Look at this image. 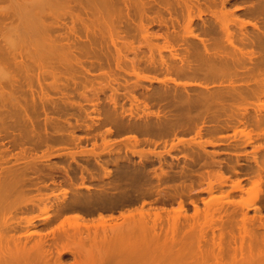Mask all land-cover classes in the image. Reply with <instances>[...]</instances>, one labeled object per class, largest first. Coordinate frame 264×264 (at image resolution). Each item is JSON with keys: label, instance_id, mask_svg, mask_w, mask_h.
Segmentation results:
<instances>
[{"label": "bare ground", "instance_id": "obj_1", "mask_svg": "<svg viewBox=\"0 0 264 264\" xmlns=\"http://www.w3.org/2000/svg\"><path fill=\"white\" fill-rule=\"evenodd\" d=\"M200 1L208 16L194 0H0V264H264V61L238 46L264 48V28L237 17H264V0ZM195 29L216 35L211 51ZM199 45L212 76L202 71L203 79L214 85L180 83L190 68L180 51ZM157 88L231 124L209 132L198 117L194 142L166 163V140L141 138L158 124L151 111L157 120L145 121V99ZM246 95L256 101L250 111L238 106ZM226 98L238 107L225 108ZM175 140L183 141L174 136L171 150ZM88 145L90 161L82 158ZM145 149L159 166L129 200L110 168L118 160L127 171L143 167ZM93 164L102 178L67 177L71 166ZM165 165L201 170L197 189L182 196L166 187ZM183 172L177 179H188Z\"/></svg>", "mask_w": 264, "mask_h": 264}, {"label": "rangeland", "instance_id": "obj_2", "mask_svg": "<svg viewBox=\"0 0 264 264\" xmlns=\"http://www.w3.org/2000/svg\"><path fill=\"white\" fill-rule=\"evenodd\" d=\"M197 1H199V3H197ZM168 2V1H167ZM171 2H173V1H171ZM170 1H169V5H171L172 6V3H171ZM194 2H196V3H194V5L196 6L197 4H199V6L198 7H200L199 8V11H202L203 13H204V11L206 10V5L204 4V2L203 1H200V0H194ZM173 5L175 6V4L173 3ZM200 5H202V6H200ZM195 6H193V8L192 9H195V11H193L192 10V12H194V14L193 15H196L198 12V7H196V8H194ZM205 6V7H204ZM175 8H177V6L175 7ZM178 9V8H177ZM201 9V10H200ZM205 9V10H204ZM245 10H241V11H239L238 13H237V17H239L240 16V18H238V20L240 19V21L242 22V23H244V24H255V25H257V27L258 28H260L261 30L264 28V22H262V21H264V17H261L260 16V18H259V15H252V14H248L246 11V13L244 12ZM207 12V10L205 11V13L203 14V15H207L208 16V12ZM176 13V14H175ZM177 13H178V15H177ZM240 13V14H239ZM172 14H174V15H177V19L175 18V20H176V23L179 25L180 24V22H182V20H181V14H179V12L178 11H173L172 12ZM179 17V18H178ZM261 18H263V19H261ZM174 19V18H173ZM179 21V22H178ZM183 23V22H182ZM175 24V23H174ZM175 26L176 27V30H180V31H182L183 32V25H184V23H183V25L180 27V25L179 26ZM178 28V29H177ZM182 28V29H181ZM197 30H199V29H195V33L194 34H196V32H197V35L201 38V39H203V40H205L204 41V44L207 46V49L208 50H210V49H212V46H213V42L214 41H212L211 39L212 38H214L216 35L214 34V37H213V35L210 33V37H211V39H209L210 37H209V34L207 35V34H205L204 33V35L201 33V32H199V31H197ZM179 31V32H180ZM182 32H180V33H182ZM200 34V35H199ZM202 35L203 36H207V38L206 37H202ZM216 38V37H215ZM214 38V39H215ZM207 42V43H206ZM238 46H240V49H243L245 52H247V54H249L250 55V57H252V58H254V59H256L257 58V61H264V48L263 47H261L260 46V44H258V43H256V42H254L252 45H248V46H242V45H238ZM239 48V47H238ZM247 48V49H246ZM194 51L195 52H193V50L192 51H189L190 53L188 54L187 52L186 53H184L182 50L180 51V53H181V56H184L183 58H184V61H187V63H190L189 64V71L187 72L188 74L190 73V75H188V74H186V76L182 79V80H180L181 82L180 83H182V81H191V82H205L206 81V79L207 78H209V75L210 74H208L206 71H207V63L206 62H204V55L202 54L203 53V51H202V49H201V47H200V45L197 47V49H194ZM211 51V50H210ZM243 51V52H244ZM260 51V52H259ZM196 53V54H195ZM262 53V54H261ZM200 54H201V56H200ZM261 54V55H260ZM190 57V58H189ZM203 59H202V58ZM203 61V62H202ZM192 64V65H191ZM201 66V67H199V66ZM200 68V69H199ZM198 69V70H197ZM191 70V71H190ZM194 71V72H193ZM205 73H207L208 74V76L206 77V79H203L204 78V76L203 75H205L203 72ZM198 73H201V74H198ZM203 73V74H202ZM150 75V74H149ZM192 75V79L190 78V76ZM153 76V75H152ZM198 76V77H197ZM162 77V78H161ZM189 77V78H188ZM199 77H201V78H199ZM212 76L210 75V78H211ZM158 78V77H157ZM262 78H264V76L262 77ZM162 79V81H164L163 79V76H160L159 77V79H158V81L159 80H161ZM200 79H201V81H200ZM217 80V79H216ZM157 81V82H158ZM161 81V82H162ZM209 81V82H208ZM208 81H206V83H209V84H212V85H214V80L213 79H209ZM218 81V80H217ZM156 82V83H157ZM160 81H159V84L161 83ZM236 82H239L240 83V81H236ZM235 82V85H237V84H239V83H236ZM217 84H218V82H217ZM216 84V85H217ZM241 84H243L242 82H241ZM156 85H158V84H156ZM161 85V84H160ZM240 85V84H239ZM238 86V85H237ZM243 86L245 87V84H243ZM240 87H241V89H242V86L240 85V86H238V89L240 90V92L243 94V90H245V89H240ZM156 90V89H155ZM157 90L159 91L160 89L159 88H157ZM151 90H148L145 94L147 95V93L148 92H150ZM160 92V91H159ZM159 92L158 93H156V92H154L153 90L151 91V93H148L149 95H148V97L146 98L145 96L143 97V98H146L145 100H146V105L148 104V109H149V113H150V115H148L147 116V118L146 117H144V116H141V117H139V119H137V120H141V122L140 121H138L137 122V120H136V122L137 123H139L138 125H140V123H141V125L140 126H142L143 124L142 123H144V121H143V119H145V121L148 119V121H146V122H149V121H151V120H149V119H151L152 118V121H156L157 119L155 118V116H153V112H155L154 113V115L156 114V116L158 117L159 116V119H158V124L157 125H151L149 128V131H148V133L147 134H145V135H142L141 136V138H143V139H147V140H149L150 139V141H156L157 139V143L156 144H160V143H163L165 140H166V148H168V149H164L163 151L164 152H161L162 154H161V156L163 155V157L162 158H164V160H165V158L168 160L169 158L168 157H170V156H172L171 154H175L176 153V150H178V149H180V148H182L183 146H187L188 144H192V143H190V142H194V141H192V139H193V137H194V133H193V129H194V124H191V123H195V124H197L198 122H197V118L199 117L202 121H199V123H201V122H203V120H204V122H203V124H204V126L205 127H208V128H206L205 130H207V131H211L212 130V128H214V126H216V124L217 123H215V121H212L211 120V112H212V109L211 108H209L208 110H210L211 109V111H206V110H204L203 108L204 107H206V106H203V105H200V104H198V103H195V105L194 104H191V106L193 107V108H191V106L190 105H187V104H183L184 105V108H183V105L182 104H178V103H176V104H174L175 103V101L173 100V99H170V98H172L171 97V95L168 93V95L166 94V93H163L162 91L160 92V94H159ZM162 94V95H161ZM163 94H166L167 95V97H165V99H164V96H163ZM246 94V93H245ZM245 94H243V96H245ZM165 95V96H166ZM170 96V97H169ZM242 96V97H243ZM246 97H247V95H246ZM246 97H243L244 98V100H247L248 102H250V103H248V102H246V101H242L241 102V100H239V101H237V102H239V105L238 106H241L242 104H244V106L246 105V104H250V105H247L246 107L247 108H249L248 109V111H250V110H252L253 108H252V106H257L255 103H256V101L254 102L253 100H251V99H249L248 97L246 98ZM167 98V99H166ZM145 100H143L144 102H145ZM227 100V101H226ZM250 100V101H249ZM169 101H170V103H169ZM226 101V102H225ZM225 101L223 102L224 103V105H225V108L226 107H229V106H231L230 108H234L235 109V107H238V106H236L235 104L237 103V102H233L232 103V101H230L229 99H225ZM229 101V102H228ZM253 101V102H252ZM171 102H173V103H171ZM241 102V103H240ZM152 103V104H151ZM222 103V104H223ZM235 103V104H234ZM173 104V105H172ZM178 104V105H177ZM210 104V107L212 106L214 109H213V111L214 110H216V109H218V107H217V105L218 104H216V102H211V103H209ZM255 104V105H254ZM262 104V103H261ZM264 104V103H263ZM262 104V105H263ZM177 105V106H176ZM196 105H198V106H196ZM260 105V104H259ZM201 108H200V107ZM215 106H216V108H215ZM185 107H186V109H185ZM197 107V108H196ZM190 108V109H189ZM199 108V109H198ZM152 109V110H151ZM192 109V110H191ZM204 110V114H202V112L203 111H201V110ZM186 110V111H185ZM188 110H190V111H188ZM194 110H196V111H194ZM198 110H200V111H198ZM152 113H151V112ZM188 111V112H187ZM192 111H194L193 112V114H192ZM163 112V113H162ZM197 112V114H195ZM201 112V113H200ZM205 112H206V114H205ZM210 113V115H208V113ZM200 113V114H199ZM194 114H195V116H194ZM202 114V115H201ZM206 116V117H203V116ZM210 116V118L208 117V116ZM149 116L151 117V118H149ZM189 116V117H188ZM144 117V118H143ZM154 117V118H153ZM191 117V118H190ZM193 117V118H192ZM203 119H202V118ZM141 118V119H140ZM143 118V119H142ZM199 118H198V120H199ZM207 119V120H209L208 122L205 120V119ZM188 119L190 120V121H188ZM196 119V120H195ZM171 120V121H170ZM212 122H211V121ZM154 121V122H155ZM175 121V122H174ZM178 121V122H177ZM205 121H206V123H205ZM226 124H231L230 123V121H228V120H226V121H224ZM224 122H219L217 125H219V126H222L223 124H224ZM153 123V122H152ZM173 123L175 124V126L173 125ZM213 123V124H212ZM215 123V124H214ZM222 125H221V124ZM148 124H151V122H149ZM209 124H210V127H209ZM193 125V127L191 128L192 130H190V126H192ZM161 126H162V129H161ZM168 126V127H167ZM230 126V125H229ZM166 127H167V129L168 130H166ZM225 127V126H224ZM154 130H153V129ZM183 128V129H182ZM175 129V130H174ZM162 131V132H161ZM170 131V132H169ZM173 131V132H172ZM190 131H191V133H190ZM153 134H152V133ZM156 132V133H155ZM164 132V133H163ZM157 135H155V134ZM159 133V134H158ZM171 133V134H170ZM178 133V134H177ZM187 133V134H186ZM193 133V134H192ZM165 137H164V136ZM121 136H124V135H120V136H117L116 137V139H117V141H120V139H122L123 137H121ZM158 136H159V138H164V139H162V141H161V139H159L158 138ZM174 136L178 139V140H183V141H180V143L182 142V146L179 144V142H177L176 140H175V149L174 148H172V149H174V150H171L170 148H171V146H170V148H169V145H170V141L172 140V139H174ZM119 137H121V138H119ZM146 137V138H145ZM157 139H156V138ZM169 137H170V140H169ZM173 137V138H172ZM179 137V138H178ZM182 137V138H181ZM192 137V138H191ZM119 139V140H118ZM152 139V140H151ZM155 139V140H154ZM194 140V139H193ZM190 141V142H189ZM160 142V143H159ZM177 142V143H176ZM189 142V143H188ZM183 143H185V144H183ZM225 143H227V142H225ZM230 143V142H229ZM179 144V145H178ZM168 145V146H167ZM225 145V144H224ZM226 145H228V144H226ZM225 145V146H226ZM53 146H55V144L53 145ZM98 146V145H97ZM56 147V146H55ZM91 148V146H87L86 147V150H87V152L86 153H83V155L84 154H88V152L90 153V151H88L90 148ZM177 147V148H176ZM87 148H89V149H87ZM170 149V150H169ZM42 150V151H41ZM160 151H162V150H160ZM170 151V152H169ZM41 152V153H40ZM99 152V151H98ZM146 152V153H145ZM175 152V153H174ZM42 153H44V148L42 147L39 151H38V153H37V155L38 156H40ZM149 153V154H148ZM151 154H153V155H151ZM82 155V158H83V160H87V158H88V160L90 161L91 159H89V157L90 156H87V155H84L83 156ZM90 155V154H89ZM146 155V157H144V159H142L143 161H145V163H143V167H141V166H139L138 167V165L136 164L134 167H129V169H128V171H127V168H125V163H124V161H121V160H118V163L117 164H119L118 166H113V167H111L110 168V174L112 175L111 177H113L112 179H114V180H116L117 178L119 179V183H122V184H120L122 187H124V188H121V189H123V191H125L126 193L128 192V191H130V192H128L127 194H128V198L130 197V198H132V199H134L136 196H138L139 194H141V193H143L144 192V190L145 189H147L149 186H147L148 184H149V182H148V177L149 176H151V174L153 173V171H154V169L153 168H155V166H156V168H158L157 167V165L159 166V162L158 161H156V160H159L158 158H157V156H155L154 155V153H150V152H148L146 149H145V151H144V154H143V156H145ZM149 155V156H148ZM168 155H170V156H168ZM87 156V157H86ZM155 156V157H154ZM243 156H244V158H243ZM241 157V156H240ZM246 157V158H245ZM91 158V157H90ZM181 157L179 156V159H180ZM241 158H243V161H242V159ZM240 159H241V166L243 167V169H247V168H244L245 167V164H247V165H251V164H249V163H251V162H248L249 161V159H250V157H248V155H242V157H241ZM247 158H249V159H247ZM62 158L61 157H57V158H55V162H60V161H62L61 160ZM154 159H155V162H158V163H154ZM239 159V160H240ZM54 160V159H53ZM87 160V161H88ZM114 160V159H113ZM116 160V159H115ZM114 160V161H115ZM123 160V159H122ZM147 160V161H146ZM152 160V161H151ZM246 160H247V162H246ZM138 161V160H137ZM166 161V160H165ZM165 161H164V163H165ZM245 161V162H244ZM121 162V163H120ZM150 162H152V163H150ZM124 163V164H123ZM154 163V164H153ZM166 163H167V161H166ZM152 166H151V165ZM156 164V165H155ZM247 165H246V167H247ZM137 166V167H136ZM151 166V167H150ZM168 166V165H167ZM166 165L165 166H163V173L165 174V175H163L164 176V178H165V180L167 179V181H168V183H167V186L166 187H168V186H170L171 188L173 187V186H175L176 185V189H177V192L178 193H181V195L182 196H184L185 194H187L190 190H193V189H195V187H196V189H197V184H198V181L199 180H197V179H199V178H197L198 177V175H197V173L199 172L200 173V171H197L196 172V170H195V168L193 169V170H191V169H182V170H176V169H171V168H169V167H167ZM225 165H223V167H224ZM248 166V167H249ZM153 167V168H152ZM132 168V169H131ZM136 168V169H135ZM147 168V169H146ZM166 168V169H165ZM229 168V167H228ZM228 168H226V167H224L222 170H223V173H224V175L226 176V175H228ZM153 169V170H152ZM168 169V170H167ZM197 169V168H196ZM164 170L166 171V172H164ZM172 170V171H171ZM197 170H199V169H197ZM227 170V171H226ZM81 170H79L77 167L76 168H74V166L72 167L71 166V168H69L68 169V176L67 177H69V179L71 180V182L72 183H80V182H84L85 184L86 183H90L91 182V177H92V179L93 178H95V181H96V179L97 178H99L100 179V177L102 176V174L100 175L99 173V171H98V169L96 168V166L93 164V166H90V167H88V168H86L85 170H83V172L81 171ZM148 171H149V173H148ZM169 171H170V173H169ZM175 171V172H174ZM179 171H181V172H179ZM182 171H184L183 173H186V175H187V177H188V179H186L185 181H184V179L181 177V178H179V179H177L178 178V176H180V173H182ZM80 172V173H79ZM147 172V173H146ZM151 172V173H150ZM178 172H179V175H178ZM191 172V173H190ZM193 173V174H192ZM110 174H109V176H110ZM176 174V175H175ZM192 174V175H191ZM196 174V175H195ZM71 175V176H70ZM118 175H120V177L118 176ZM124 175L126 176V177H124ZM100 176V177H99ZM117 176V177H116ZM144 176V177H143ZM190 176V177H189ZM197 176V177H196ZM62 177V176H61ZM84 177V178H83ZM111 177H109L110 179H111ZM147 177V178H146ZM186 177V178H187ZM197 179H196V178ZM65 178V177H64ZM102 178V177H101ZM125 178V179H124ZM144 178V179H143ZM189 178H191V179H189ZM117 179V180H118ZM184 181H182V180ZM59 180H61V181H65V179L63 180V178H61V179H59ZM145 180H147V181H145ZM90 181V182H89ZM125 181V182H124ZM181 181V182H180ZM170 182H172V183H170ZM182 182H183V184H182ZM177 183V184H176ZM143 184H145L144 186H143ZM166 184V183H165ZM171 184V185H170ZM179 184V185H178ZM185 184V185H184ZM143 186V187H142ZM188 186V187H187ZM191 186V187H190ZM64 187H66V185H64ZM141 189H140V188ZM186 187V188H185ZM125 188H126V190H125ZM190 188H192V189H190ZM137 189V190H136ZM179 189V190H178ZM188 190V191H186L185 192V190ZM190 189V190H189ZM139 191V192H138ZM143 191V192H142ZM184 193V194H183ZM130 198H129V200H130ZM116 200V199H115ZM114 202V201H113ZM114 203H119V202H114ZM114 203H112L113 205H114ZM106 204H108V203H106ZM108 205H110V206H113V205H111V204H108ZM115 206H117V205H115ZM106 207H108V206H106ZM165 207H169V203H167L166 205H165ZM85 214H87L86 212H84ZM84 213H82V214H84ZM65 259L67 260V261H69L70 259H69V257L67 256V257H65Z\"/></svg>", "mask_w": 264, "mask_h": 264}]
</instances>
